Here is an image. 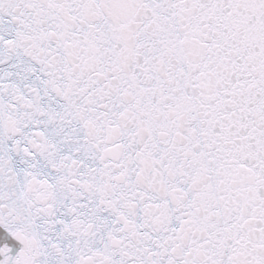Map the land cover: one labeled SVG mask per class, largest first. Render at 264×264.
Wrapping results in <instances>:
<instances>
[{
  "label": "snow or ice",
  "instance_id": "6c2138e0",
  "mask_svg": "<svg viewBox=\"0 0 264 264\" xmlns=\"http://www.w3.org/2000/svg\"><path fill=\"white\" fill-rule=\"evenodd\" d=\"M0 264H264V0H0Z\"/></svg>",
  "mask_w": 264,
  "mask_h": 264
}]
</instances>
